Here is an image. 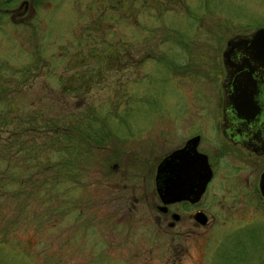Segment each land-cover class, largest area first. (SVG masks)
<instances>
[{"label": "rangeland", "instance_id": "1", "mask_svg": "<svg viewBox=\"0 0 264 264\" xmlns=\"http://www.w3.org/2000/svg\"><path fill=\"white\" fill-rule=\"evenodd\" d=\"M179 1L164 16L168 22L178 14L170 20L176 32L166 40L148 29L164 28L163 17L149 21L151 12L139 4L136 38L123 37L130 51L120 60L134 62V74L108 68L91 83L81 75L94 68L83 62L100 58L88 52L116 49L120 38L114 30L127 29L115 0H41L27 29L22 21L0 22V71L11 76L0 85V264H264V198L257 190L262 162L223 147L212 82L214 73L219 80L223 74L221 51L228 36L264 25V0ZM65 6L75 8L60 12ZM116 55L102 61L115 62ZM71 71L81 77L72 80ZM118 92L132 94L119 103L113 98ZM52 115L68 126L72 121L74 137L86 124V143L63 142L61 132L53 136L44 121ZM145 128L151 134L141 148L148 151L151 170L160 155L198 131L214 178H231L221 189L209 187L207 221L199 229L185 219L178 230L169 228L156 219L155 208H121L137 182L125 177L135 171L128 158L140 148L118 143L112 134ZM70 142L75 154L66 167L55 169L58 152L44 149ZM123 148L129 153L116 154Z\"/></svg>", "mask_w": 264, "mask_h": 264}, {"label": "flooded vegetation", "instance_id": "2", "mask_svg": "<svg viewBox=\"0 0 264 264\" xmlns=\"http://www.w3.org/2000/svg\"><path fill=\"white\" fill-rule=\"evenodd\" d=\"M116 4L113 5L116 10H119L121 15H120V20L121 23H123L124 27H127V29L123 28H117L114 30V33L117 37H119V42L116 43L117 47L116 49H110L108 46H101L100 51L96 50H90L88 53L91 54H99L98 57L100 60H96L94 62H89L85 61L83 62L84 65L90 64V69L94 68L93 73H89L88 71L84 74L82 72H77V71H71L68 72V77L71 78L72 80H77L79 77L83 76L84 79L88 80L89 83L92 81H96L95 79H103L105 77L104 71H106L108 68H116V69H128L129 73L134 74V69L136 68L134 66V62L128 63L124 61H120L125 57V49H128L125 44H124V36H126V33H130L128 36L132 38H136V35L133 34L134 30L139 27L140 25V13L139 11V4L144 11H150L151 13L148 15L149 16V21L150 17L153 16L155 19L161 22V19L164 24L162 26L164 28H159L154 30H151L149 28V32L151 36H154L153 33L155 32H161L162 34L161 37H163L162 40H166L167 38L171 37V34L173 32H176V30L172 27L171 21L174 18H177L178 14L174 17L171 18L168 22L164 19V16L168 13V11L171 9L170 6L171 4L175 3L177 0H115ZM41 0H0V22L3 20H7L10 22L18 23L23 25L24 28H28L29 26L27 23L31 20L32 17V12L34 11V4H39ZM180 5L183 4V0L179 1ZM53 4V3H52ZM186 6V3H185ZM50 7V6H49ZM45 9L43 13H41L39 16H37L36 21L40 22L44 15L47 13V10ZM102 7H103V2H102ZM75 8V7H74ZM74 8H69V7H64L60 12L64 11L67 9V11L74 10ZM20 10V11H18ZM27 11V12H26ZM17 15H21L20 17H17ZM102 15V14H101ZM31 22V21H30ZM29 22V23H30ZM255 26H252L253 28ZM251 28L248 29H243V30H237L235 32H245L250 30ZM231 33V34H232ZM156 35V34H155ZM132 48H134L132 46ZM137 48V47H136ZM128 51H130L128 49ZM100 52V53H98ZM112 53H117L116 59L117 61L111 62V61H102L103 56L111 59ZM261 54H263L261 52ZM116 63L114 66L113 64ZM79 64V63H78ZM133 64V65H131ZM74 68V67H71ZM82 68V67H81ZM79 68V69H81ZM71 70L70 68H67ZM223 74L221 76V79L219 80V73L216 72L214 73V77H212V82L215 84V95L217 96L218 100V106L220 108V114L218 121L216 123V128L219 133V136L222 137L223 139V147H235L237 148V155L239 157H243L245 159H252L255 161L261 160L262 162V167L260 171L264 168V151H261L262 149L259 148L258 151L256 152L254 149L251 147L246 146V144H259L261 146H264V93L263 97H259L258 102L263 104L261 110L259 113L256 115H250V116H245L242 114V112L238 113L234 108H228L226 107V110L223 114V99H224V93H223V87L226 86H231L232 80L230 79L228 81L227 77H225V70L223 68ZM22 71V70H21ZM26 71V70H25ZM84 74V75H83ZM81 75V76H80ZM176 79H184V75H178L177 73L174 74ZM10 74L6 72V70H1L0 71V85H6L8 82H10ZM182 81H179L177 84L180 86L182 92H185V85L184 88L182 87ZM228 82V84H227ZM121 86V81L119 82ZM70 88L74 87V84L69 83ZM220 87V88H219ZM187 88V85H186ZM239 92H236V89H234L233 94L231 95V100L234 101L236 98V95ZM132 94V93H131ZM130 93H128L126 96H124L123 92H118L113 94V98L118 100L119 103H122L126 97L131 96ZM247 101V99L244 98V103ZM263 102V103H262ZM118 110H115L117 112ZM243 115V117L241 116ZM222 116L226 117L224 124L225 126L221 125V119ZM5 117H7L5 115ZM247 119V120H246ZM167 125H169L170 120H166ZM167 127V126H166ZM109 133H112L109 131ZM115 134V133H114ZM151 130L148 128H145L141 131V133L134 134L130 133L125 136H120L122 135L121 130L119 134L113 135L114 141L117 140L118 143L122 142H130L132 145L135 146V148H140V152L132 149L130 152V157L128 158L129 163L131 166L132 164L134 166L133 172L126 173L125 177L133 179V181H137L134 186L130 188V195L131 199L129 200L128 198H125V203L126 205L121 206V208H155L157 211L155 213V217L157 220H163L165 221V224L169 228H174L175 230H178V225L180 220L184 219L190 222L193 230L199 229V227H202L199 217L202 215L201 213L205 214V219L207 221V214L203 210V208H206L207 206L204 205V196L207 194L209 191V187H215L217 185L220 187L225 186V183L227 181L231 182V178L228 180L226 178H223L221 176L215 177L214 174V165L213 161H211V156L210 152L208 153L206 148L207 145L202 144V147L204 149L200 148L201 145V140L202 136L198 131L192 132L189 134L186 138H184L180 143L176 144L173 148H170L168 151H166L164 154L160 155L156 160H154L153 167L151 170V160L150 158L145 155L148 153L146 149L141 148V144L144 142L143 140L147 137L150 136ZM198 136L197 143H196V150L199 152H202L206 155L207 157V162L211 168V176L207 180L205 187L203 191L200 193V195L194 199V200H189V199H179V200H174V201H169L166 203H163L161 199L159 198L158 193L155 190V181H154V176H155V168L159 160L165 156L167 153H169L171 150L180 147L184 144V142L189 139L192 136ZM259 135L261 136L260 138ZM152 136H157L153 135ZM111 138V137H109ZM260 139V140H259ZM219 144V143H218ZM118 148H121V146H117ZM212 149H218V147H214ZM233 149V148H232ZM206 150V151H205ZM227 151L231 152V149H228ZM118 155H125V153H129V151H126L124 148L120 151H116ZM146 152V153H145ZM134 154V157H133ZM131 155L133 157V162L131 160ZM113 163V165H115ZM140 165V166H139ZM139 166V167H138ZM260 173V172H259ZM259 176V174H258ZM145 180L150 181L149 184H139L138 182H144ZM245 183L248 182V179H244ZM151 184V185H150ZM231 187V184H230ZM148 188V190H146ZM150 189V190H149ZM257 190L258 193L261 197L264 198L263 194H260L259 189H258V180H257ZM213 194V193H212ZM211 194V195H212ZM215 196V195H214ZM164 208V209H160ZM184 208V209H183ZM229 208H231V205H229ZM176 215V217H175ZM185 222V221H184Z\"/></svg>", "mask_w": 264, "mask_h": 264}, {"label": "water", "instance_id": "3", "mask_svg": "<svg viewBox=\"0 0 264 264\" xmlns=\"http://www.w3.org/2000/svg\"><path fill=\"white\" fill-rule=\"evenodd\" d=\"M221 62L225 77L228 81L232 80L231 86L223 87V114L226 107H232L245 116L259 113L263 104L260 105L258 99L263 97L264 93V25L230 34L221 51ZM234 89L239 93L232 101ZM244 98L247 99L245 103ZM225 119L226 117L222 116V126H225ZM260 137L259 135L258 138ZM197 139V135L190 137L182 146L167 153L157 163L154 176L155 190L163 203L179 199H196L210 178L211 168L207 157L195 148ZM246 146L256 152L259 148L264 151V146L259 144L252 143ZM258 189L260 194L264 195V168L258 176ZM201 214L199 221L204 224L205 214Z\"/></svg>", "mask_w": 264, "mask_h": 264}, {"label": "trees", "instance_id": "4", "mask_svg": "<svg viewBox=\"0 0 264 264\" xmlns=\"http://www.w3.org/2000/svg\"><path fill=\"white\" fill-rule=\"evenodd\" d=\"M58 116L59 115H52V116H48L47 118H45L44 120L46 122L45 129L48 130L50 133H52L53 136L56 134L57 138L60 137V132H61V135L63 136V140H64L63 142H65V140L67 139H70V140L74 139L72 142H83V144H85L86 139L90 135L88 131L89 128L87 127V125L84 124L83 132L80 133L81 135L78 134L76 137H74L73 133L71 132L72 121H70V126H68L66 123L68 120L62 119L61 117H58ZM60 120L64 121V123H61ZM75 130L79 132L78 129L75 128ZM57 138H55V140ZM69 144H71V142L64 144L63 146L58 147V148H55V146H53V147H47V149H44L45 152H47L48 149H54V151L58 152L60 162L59 164L57 163L54 164L55 169L66 167L69 156H72L75 154V151L69 148Z\"/></svg>", "mask_w": 264, "mask_h": 264}, {"label": "bare ground", "instance_id": "5", "mask_svg": "<svg viewBox=\"0 0 264 264\" xmlns=\"http://www.w3.org/2000/svg\"><path fill=\"white\" fill-rule=\"evenodd\" d=\"M56 145V144H55Z\"/></svg>", "mask_w": 264, "mask_h": 264}]
</instances>
